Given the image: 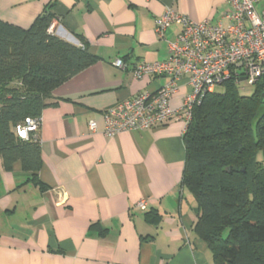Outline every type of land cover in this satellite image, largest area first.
Listing matches in <instances>:
<instances>
[{
  "label": "crops",
  "instance_id": "0c3cea01",
  "mask_svg": "<svg viewBox=\"0 0 264 264\" xmlns=\"http://www.w3.org/2000/svg\"><path fill=\"white\" fill-rule=\"evenodd\" d=\"M48 7L53 35L83 42L96 61L46 100L37 134L42 188L19 162L10 172L0 167V264H212L192 231L195 200L180 187L183 123L106 136L103 113L168 82L131 75L135 65L167 60L180 26L157 37L154 21L166 8L192 22L226 25L228 0H0V21L28 29ZM189 93L182 81L170 106L180 107ZM140 201L145 210L136 207Z\"/></svg>",
  "mask_w": 264,
  "mask_h": 264
},
{
  "label": "trees",
  "instance_id": "16d2710c",
  "mask_svg": "<svg viewBox=\"0 0 264 264\" xmlns=\"http://www.w3.org/2000/svg\"><path fill=\"white\" fill-rule=\"evenodd\" d=\"M53 18L48 7L28 29L0 21V167L10 172L19 162L40 188L38 135L21 140L15 128L39 118L51 92L96 61L83 42L48 33ZM239 86L228 80L205 94L182 138L180 187L195 200L192 231L212 264H264V76L249 96Z\"/></svg>",
  "mask_w": 264,
  "mask_h": 264
},
{
  "label": "built area",
  "instance_id": "2783aa9c",
  "mask_svg": "<svg viewBox=\"0 0 264 264\" xmlns=\"http://www.w3.org/2000/svg\"><path fill=\"white\" fill-rule=\"evenodd\" d=\"M228 4L230 8L223 15L226 25L192 22L172 8H166L155 19L154 31L159 39L172 24H178L180 31L168 43L166 61L135 65L131 75L135 80L144 76L165 77L168 82L153 95L141 94L105 111L104 135L152 130L171 121L182 122L185 132L193 107L216 86L232 80L237 86L245 83L253 87L264 76V0H228ZM48 33H54L52 25ZM113 64L123 71L128 68L121 60ZM182 81L190 93L174 109L170 102ZM40 125V117L27 118L15 128V134L27 140L30 135L37 136ZM88 127L94 132L95 122L90 121ZM136 207L145 210V202H138Z\"/></svg>",
  "mask_w": 264,
  "mask_h": 264
},
{
  "label": "rangeland",
  "instance_id": "374dc122",
  "mask_svg": "<svg viewBox=\"0 0 264 264\" xmlns=\"http://www.w3.org/2000/svg\"><path fill=\"white\" fill-rule=\"evenodd\" d=\"M239 88H240V89H238L239 93L243 96H249L253 91V87L247 86L245 83H242ZM214 91L216 93H220V92H222V87L216 86L214 88Z\"/></svg>",
  "mask_w": 264,
  "mask_h": 264
},
{
  "label": "water",
  "instance_id": "95a60500",
  "mask_svg": "<svg viewBox=\"0 0 264 264\" xmlns=\"http://www.w3.org/2000/svg\"><path fill=\"white\" fill-rule=\"evenodd\" d=\"M262 97L264 98V93L262 94Z\"/></svg>",
  "mask_w": 264,
  "mask_h": 264
}]
</instances>
